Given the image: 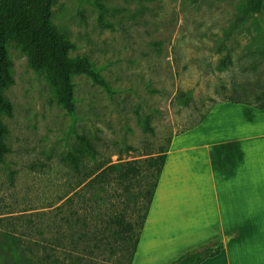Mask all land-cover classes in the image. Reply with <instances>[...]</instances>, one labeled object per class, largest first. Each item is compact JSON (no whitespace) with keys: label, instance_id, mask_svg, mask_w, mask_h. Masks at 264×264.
<instances>
[{"label":"rangeland","instance_id":"1","mask_svg":"<svg viewBox=\"0 0 264 264\" xmlns=\"http://www.w3.org/2000/svg\"><path fill=\"white\" fill-rule=\"evenodd\" d=\"M252 2L58 0L51 23L74 44L69 57L108 85L73 76L72 115L9 40L0 264H130L172 138L217 102L264 103V12L244 17ZM78 136L97 155L75 173L64 158Z\"/></svg>","mask_w":264,"mask_h":264},{"label":"crops","instance_id":"2","mask_svg":"<svg viewBox=\"0 0 264 264\" xmlns=\"http://www.w3.org/2000/svg\"><path fill=\"white\" fill-rule=\"evenodd\" d=\"M220 237L219 255L201 264H264V108L212 105L175 135L130 264H168Z\"/></svg>","mask_w":264,"mask_h":264},{"label":"trees","instance_id":"3","mask_svg":"<svg viewBox=\"0 0 264 264\" xmlns=\"http://www.w3.org/2000/svg\"><path fill=\"white\" fill-rule=\"evenodd\" d=\"M57 1L7 0L6 6L0 11V164L3 163L5 155L9 153V148L5 143L8 129L2 119L11 118L13 114L12 104L4 94L13 84L12 64L6 49L9 40L14 39L19 49L26 54L31 68L43 74L56 103L68 115H72L75 111L73 76L83 75L94 84L108 89L107 83L86 57H69V52L75 49L74 44L51 23V10ZM252 1L244 17L249 12L255 14L264 12V0ZM180 95L182 94L179 93L178 96ZM255 100L262 102L264 92H259ZM256 106L263 109L264 103ZM140 125L145 133L153 134L149 117L140 121ZM77 142L75 150L69 152L64 158L75 173L80 171L83 157L92 159L97 155L95 146L87 137L78 136ZM132 151L130 147L125 150V152ZM223 247V239L217 237L187 250L168 264H201L219 255Z\"/></svg>","mask_w":264,"mask_h":264}]
</instances>
